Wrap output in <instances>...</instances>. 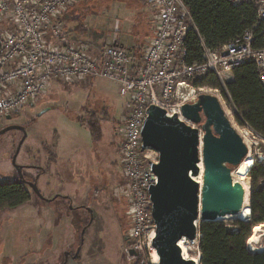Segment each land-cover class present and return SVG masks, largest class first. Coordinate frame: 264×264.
Segmentation results:
<instances>
[{
    "label": "built area",
    "instance_id": "obj_1",
    "mask_svg": "<svg viewBox=\"0 0 264 264\" xmlns=\"http://www.w3.org/2000/svg\"><path fill=\"white\" fill-rule=\"evenodd\" d=\"M73 1L0 0V120L35 104L53 80L74 84L105 78L116 82L130 108L120 132L124 183L119 188L130 205L129 250L135 252L131 256L150 263L156 223L149 190L158 180L150 163L158 162L159 154L142 149L148 108L161 106L197 127L182 112L185 103L208 91L207 85L197 86L194 81L214 75L227 89L233 69L254 61L264 85V0H228L233 6L252 5L254 24L215 48L198 35L201 58L193 62L188 60L187 39L190 30L197 28L185 0H144L153 10L155 35L139 57L117 43L104 45L94 55L87 44L67 40L62 14ZM200 238L198 230L196 238L182 240L198 259Z\"/></svg>",
    "mask_w": 264,
    "mask_h": 264
},
{
    "label": "rangeland",
    "instance_id": "obj_2",
    "mask_svg": "<svg viewBox=\"0 0 264 264\" xmlns=\"http://www.w3.org/2000/svg\"><path fill=\"white\" fill-rule=\"evenodd\" d=\"M151 15L150 6L143 0H74L65 14L64 22L69 25V28H66L67 35L71 34L70 28H73L74 37L77 39L101 47L108 42L118 41L128 49L137 50L146 46L155 35ZM87 81H91V85L90 83L85 85L84 82ZM220 84V87L205 86L208 91L204 93L214 94L219 98L232 125L247 138L249 154L254 158V164L264 163V137L258 136L249 127L228 90ZM55 92L59 93V99L50 102L49 96ZM125 104L126 97L121 95L118 84L112 80L89 78L74 84L53 80L51 87L35 104L13 114L11 119L0 120V130L11 124L23 125L27 129V138L17 156V163L24 165L23 172L29 180L34 178L37 181L38 175L34 174L28 165L40 161L39 154H42L40 144L43 142L53 144L58 137L66 143L73 141L78 147L80 154L75 158L78 159L81 170L89 163L91 172L87 174L79 170L75 185L65 181L58 186L60 195L68 193L72 198V202L67 203L63 195L58 197L59 202L53 205L55 210L59 206L58 213L61 214L58 219L61 220L63 229L66 230L67 226L72 227L73 216H79L82 221L81 226L79 221L76 223L78 224L76 244L71 250L63 253L62 264H135L137 261L141 264H155L152 259L150 263L148 261L143 263L140 258L131 256L130 245L125 240L132 224L129 201L126 196L119 193V188L124 183L120 132L130 112L129 102L124 110ZM78 119L88 124L99 122V132L93 133ZM197 127L201 128V124H197ZM55 131L60 133L56 134ZM22 136L23 132L20 130H11L0 135V183L21 180L13 164V156ZM243 139L245 140L244 137ZM31 145L34 146L32 153ZM235 171L236 168L233 167V177L236 176ZM30 172L36 176H31ZM45 182L42 178L38 186L44 197L47 195V188L56 186L54 178L47 179L48 185H45ZM246 182L251 191L249 174ZM90 184L91 193L95 192L94 197L93 194L89 195V190L87 191L86 185ZM85 203L95 208L96 215L94 223L85 230L82 240L83 226L88 221L89 214L86 209H80L79 206ZM42 205V198L34 193L32 201L0 211V264L55 263L53 251L42 256L43 240L46 237L42 222L51 217L48 216L49 210ZM253 235L255 239L250 244L248 242V248L249 245L255 248L264 247V225ZM80 244V256L76 258L74 253ZM67 252L71 254L68 259ZM187 255L194 257L195 250L188 249Z\"/></svg>",
    "mask_w": 264,
    "mask_h": 264
},
{
    "label": "water",
    "instance_id": "obj_3",
    "mask_svg": "<svg viewBox=\"0 0 264 264\" xmlns=\"http://www.w3.org/2000/svg\"><path fill=\"white\" fill-rule=\"evenodd\" d=\"M182 112L186 119L201 124L202 152L200 128L188 124L178 113L169 114L165 108L151 104L142 127V149H152L159 154L158 162L150 163L158 180L149 190L156 223L152 245L159 256V264H200L201 259L185 257L180 242L196 238L201 220L218 221L221 209L228 215H237L246 198L245 186L233 178V167L242 163L249 154V147L232 125L219 98L201 93L196 101L185 103ZM7 118L11 119V115ZM11 130L23 132L13 156L21 181L36 195L48 200L41 194L37 181L25 177L24 165L17 163L27 138L26 127L11 124L1 129L0 135ZM201 162L204 164L202 185L196 180L201 174ZM80 250L81 246L74 257ZM129 253L135 254L133 249ZM68 256L69 252L66 259Z\"/></svg>",
    "mask_w": 264,
    "mask_h": 264
},
{
    "label": "trees",
    "instance_id": "obj_4",
    "mask_svg": "<svg viewBox=\"0 0 264 264\" xmlns=\"http://www.w3.org/2000/svg\"><path fill=\"white\" fill-rule=\"evenodd\" d=\"M185 1L197 28V31L192 29L188 34L189 62L201 58L198 35L215 48L240 35L255 22L256 12L250 4L233 6L228 0ZM232 73L234 78L227 82L229 95L250 127L264 137V85L259 78L257 64L247 61L235 67ZM194 83L197 86L220 87V81L214 75ZM89 128L95 134L100 130L98 123H90ZM249 175L251 219L201 220L198 227L201 233L200 264H264V250L251 251L262 250L264 247L255 248L249 245L251 250L248 248V242L250 244L255 239L253 234L264 225V163L256 162ZM30 199L29 187L21 180L0 183V211L21 205ZM135 264L141 263L137 261Z\"/></svg>",
    "mask_w": 264,
    "mask_h": 264
},
{
    "label": "crops",
    "instance_id": "obj_5",
    "mask_svg": "<svg viewBox=\"0 0 264 264\" xmlns=\"http://www.w3.org/2000/svg\"><path fill=\"white\" fill-rule=\"evenodd\" d=\"M69 8L62 14L63 21L65 19L66 12L69 11ZM151 10H152V8H151ZM152 15H153V10H152ZM152 15H151V20H152ZM67 27L69 28V25L67 26L65 23L64 35L67 38V40H69L70 42H74V43L75 42H83V43L87 44L90 48V51L94 55H98L100 53L101 48H102L101 46H98V45L93 44V43H88V42H85L83 40L75 38L74 37V31L75 30L73 28L72 29L70 28V30L73 33L71 32V34L67 35V33H66ZM154 29H155V26H154ZM70 37H73L74 39L70 38ZM153 37H154V35L151 37V40ZM108 43H111V42H108ZM108 43H106V44H108ZM114 43L122 45L118 41H115ZM144 49H145V46L143 48L139 47L137 50L135 48H131L130 50L132 53H134V55L136 57H139L143 53ZM232 78H234L233 74H232ZM84 83H85V85H89V83L91 85V81H87ZM62 87H65V86H62ZM49 98L51 99L50 102L53 101L54 99L55 100L57 98L59 99V93L55 92L53 94H50ZM126 104H128V98H126ZM126 104H125L124 110L126 109ZM78 121L82 125H86L89 127L88 123L81 122L79 119H78ZM94 123H98V125H99V122H94ZM30 127L32 128V125ZM55 133L59 134L60 132L55 131ZM30 147H31L30 153H32L34 151V149H33L34 146L31 145ZM39 147H40V149H42V154H39V156H41L40 161L31 163V165H28V167L29 168L31 167L33 169V172H35L34 174L38 175L37 176L38 186H39L40 180L42 178H44L46 181L45 185H48L47 184L48 178H54V181L56 183L55 187L52 186L50 188H47L46 198H48V200L42 199L43 200L42 207L48 209L49 210L48 216H51L48 219H45L44 222H42V225L45 226V230H46V231H44L46 234L44 236H46V237L43 240V247H42V253L43 254H42V256L46 255L47 252L53 251L52 256L55 255V258H56L55 263L57 262V264H62L64 261L63 253L66 250L67 251L71 250V248L76 244V237L75 236H76L77 225H78L76 223H77V221H79V223H80L79 225L81 226L82 221H80V219L78 218L79 216L78 217L73 216L74 219H72V223H71L72 227L67 226L69 228V231H67V227H66V230L63 229L62 222H61V220L58 219L59 215L61 214V213H58L59 206L55 210L53 205L57 204L59 202V201H57V198L61 197L63 195L67 199V201H68L67 203L72 202V198H71V195L68 193H64L63 195H60L61 193L58 189V186H61L62 183H64L65 181H68V182L72 183V185H75V182L77 180L76 177H77L79 170L83 173L87 172V174H88L91 172V169L89 167V163L86 164L84 169H82V170L80 169V166L78 165V159L75 158L76 155L80 154V151H79L78 147H76V145L73 143V141H71V142L67 141V143H66L64 140H62V139H60V137H58L54 141L53 144L43 142L40 144ZM35 149H37V147ZM52 149L53 150L55 149L56 156H55V151H52ZM90 153H91V151H90ZM90 156H91V154H89V162L92 161V158ZM90 166H91V164H90ZM30 174H31V176H36L31 172H30ZM32 181H36V179L33 178ZM86 187H87V191L89 190V195H92L93 192L91 193V187H92L91 184H90V186L86 185ZM29 190H30V188H29ZM31 190H30V192H31L30 201H32L34 198V192H33V190L32 191ZM94 195H95V192L93 194V197H94ZM30 201H28V202H30ZM89 207H91L89 205V203H85L84 205L79 206L80 209L81 208L86 209V211H87V208H89ZM79 213H81V212H79ZM47 225H49L50 227L48 228Z\"/></svg>",
    "mask_w": 264,
    "mask_h": 264
},
{
    "label": "bare ground",
    "instance_id": "obj_6",
    "mask_svg": "<svg viewBox=\"0 0 264 264\" xmlns=\"http://www.w3.org/2000/svg\"><path fill=\"white\" fill-rule=\"evenodd\" d=\"M12 116V115H11ZM245 138V143H247L248 147L249 143L247 141V138L242 135ZM201 152H202V139H201ZM254 165V158L252 157L251 154H248L246 156V158L242 161V163L236 168V176L233 177L235 179V181L240 182L241 184H243L245 186L246 189V198H245V203L243 206V209L240 213H238L237 215H228L226 214L222 209L219 212V220H228V219H241V218H246L247 216L250 218L251 214H250V188L246 182L247 178H248V174L252 168V166ZM200 167H201V174L200 176L196 177V180L199 182V184L202 185L203 183V169H204V164L203 162L200 163ZM250 215V216H249ZM248 218V219H249ZM180 245L183 249V254L185 255V257L190 258L187 255L188 252V247L186 245V243L184 241L180 242ZM195 258V257H194ZM198 260V257L196 258ZM153 260L155 262V264H159V256L157 254L156 251L153 252Z\"/></svg>",
    "mask_w": 264,
    "mask_h": 264
},
{
    "label": "flooded vegetation",
    "instance_id": "obj_7",
    "mask_svg": "<svg viewBox=\"0 0 264 264\" xmlns=\"http://www.w3.org/2000/svg\"><path fill=\"white\" fill-rule=\"evenodd\" d=\"M89 208H91L92 209V212H90L89 211V209L87 208V212H88V216H89V219H88V221L86 222V224L83 226V229L86 227V229H87V227L89 226V225H92L93 223H94V221H95V208L94 207H89ZM92 219V220H91ZM85 229V230H86ZM84 236H85V232H84ZM125 240L127 241V243L130 245V243H131V241H130V238H129V236L127 235V236H125ZM79 246H81V244L79 245ZM78 250V249H77ZM76 250V251H77ZM80 252H81V250L79 251V253H77V255H76V257L78 256V255H80ZM76 254V252L74 253V255ZM69 255H71V254H69Z\"/></svg>",
    "mask_w": 264,
    "mask_h": 264
}]
</instances>
